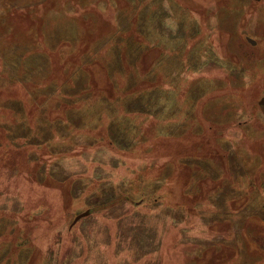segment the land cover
Wrapping results in <instances>:
<instances>
[{"label": "rangeland", "instance_id": "obj_1", "mask_svg": "<svg viewBox=\"0 0 264 264\" xmlns=\"http://www.w3.org/2000/svg\"><path fill=\"white\" fill-rule=\"evenodd\" d=\"M262 98L264 0H0V264H264Z\"/></svg>", "mask_w": 264, "mask_h": 264}, {"label": "water", "instance_id": "obj_2", "mask_svg": "<svg viewBox=\"0 0 264 264\" xmlns=\"http://www.w3.org/2000/svg\"><path fill=\"white\" fill-rule=\"evenodd\" d=\"M255 1H259V0H255ZM246 40H247L250 44L255 45V42H254L253 40H251V39H249V38H247ZM259 105L262 106V110H263V112H264V98H262V99L260 100ZM122 200H129V198H127V197H122L121 199L119 198V199L114 200L113 202H111V203H109V204L107 203V205L104 206V207H109V206L114 205V204H116V203H118V202L121 203ZM90 213H91V211H90V210H87V211H85V212H83V213L77 215V216L74 218L72 225L75 224L78 220H80V218L87 217Z\"/></svg>", "mask_w": 264, "mask_h": 264}, {"label": "trees", "instance_id": "obj_3", "mask_svg": "<svg viewBox=\"0 0 264 264\" xmlns=\"http://www.w3.org/2000/svg\"><path fill=\"white\" fill-rule=\"evenodd\" d=\"M121 198H122V197H121ZM121 198H120V199H121ZM117 199H119V198L113 199V200H111V201H114V200H117ZM129 200H130V199H129ZM129 200H128V201H129ZM111 201H109V202H111ZM122 201H123V200H122ZM124 201H125V200H124ZM124 201H123V202H124Z\"/></svg>", "mask_w": 264, "mask_h": 264}]
</instances>
